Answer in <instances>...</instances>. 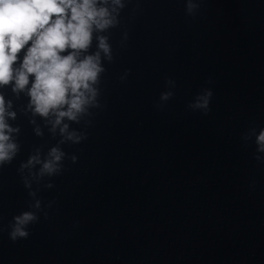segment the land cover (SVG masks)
Masks as SVG:
<instances>
[{
    "label": "water",
    "instance_id": "1",
    "mask_svg": "<svg viewBox=\"0 0 264 264\" xmlns=\"http://www.w3.org/2000/svg\"><path fill=\"white\" fill-rule=\"evenodd\" d=\"M123 2L118 26L97 34L113 54L102 55L101 106L64 121L81 143L61 144L25 93L0 87L19 130L0 166V264H264V163L253 158L264 154L246 138L264 128V0ZM205 91L207 115L191 107ZM53 147L61 174L19 170ZM25 211L38 220L13 242Z\"/></svg>",
    "mask_w": 264,
    "mask_h": 264
},
{
    "label": "clouds",
    "instance_id": "2",
    "mask_svg": "<svg viewBox=\"0 0 264 264\" xmlns=\"http://www.w3.org/2000/svg\"><path fill=\"white\" fill-rule=\"evenodd\" d=\"M124 7L123 0H0V87L10 86L14 94L25 93L32 115L46 120L52 133L59 128L61 144H79L87 138L69 131L64 121L79 123L90 115V109L101 106L100 85L106 71L102 55L111 62L113 54L108 36L97 34L116 28ZM193 7L189 4L188 10ZM94 38L96 51L90 52ZM171 95L164 93L161 100ZM211 97L212 92L205 91L191 107L207 115ZM11 106L0 94V166L10 164L19 151L13 138L19 130L8 124L15 119ZM36 135H41L39 128ZM253 136L256 152L264 154V128H251L246 138ZM64 157L59 147L51 148L43 160L37 151L19 170L29 169V175L39 182L45 176L61 174ZM253 158L264 163L260 155ZM76 159L71 157L73 163ZM37 165L39 170L31 171ZM22 182L26 189L31 188L27 179ZM28 195L35 197V192ZM32 208L39 211L41 202L36 200ZM36 211L13 216L8 232L11 241L28 238V226L38 220Z\"/></svg>",
    "mask_w": 264,
    "mask_h": 264
}]
</instances>
